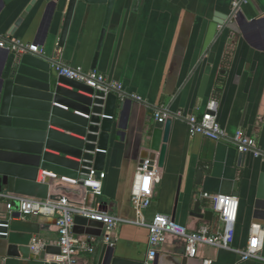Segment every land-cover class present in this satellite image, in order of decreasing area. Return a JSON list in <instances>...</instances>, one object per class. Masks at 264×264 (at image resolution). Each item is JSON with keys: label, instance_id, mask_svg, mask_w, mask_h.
I'll return each mask as SVG.
<instances>
[{"label": "crops", "instance_id": "0c3cea01", "mask_svg": "<svg viewBox=\"0 0 264 264\" xmlns=\"http://www.w3.org/2000/svg\"><path fill=\"white\" fill-rule=\"evenodd\" d=\"M29 2L19 0L1 11V40L40 42L41 13H29L14 36L9 34ZM235 2L240 3L236 12H241L249 23L245 28L248 39L218 23L234 13ZM91 8L85 11L82 6L75 11L63 47L55 46L56 39L53 44L45 42L44 51L53 49V60L58 64L79 67L84 72L97 71L108 82L121 85L120 94L114 92V129L123 130V136H112L109 141L100 197L90 198L82 187L65 182L63 177H51L48 199L66 198L74 208H90L118 219L110 233L117 252L127 258L147 260L148 231L135 223L130 194L141 150L149 144L151 124L158 112L171 118L172 124L165 163L159 169V182L143 219L149 222L155 214L173 216L189 231L204 227L216 233L221 223L212 202L203 195L234 196L239 206L231 248L199 244L196 258L190 260L194 264L204 260L211 264H264V243L259 259L240 262L238 254L246 246L252 224L264 229V220H256L253 215L264 157L256 158L253 153L243 157L229 140L190 136L186 122L189 116L200 118L207 103L215 100L217 122L228 137L241 130L255 140L257 149H264V0H115L106 28L105 6ZM53 75L56 76L54 72ZM59 87L71 91L65 85ZM121 102L128 103L122 110ZM117 124L124 129H118ZM46 153L57 155L48 150ZM200 169L204 175L196 183V171ZM40 173L37 183L42 181ZM196 202L202 215L212 212V216H191ZM9 203L13 216L7 238L0 239V264H53V255H45L41 261L29 247L34 238L57 247L54 217L22 218L15 195L4 192L0 194V220L8 218ZM93 240V253H78L74 264H89L98 256L104 237ZM10 245L17 248L18 256L8 255ZM162 253L185 256L184 242L169 235L157 248V254Z\"/></svg>", "mask_w": 264, "mask_h": 264}, {"label": "water", "instance_id": "95a60500", "mask_svg": "<svg viewBox=\"0 0 264 264\" xmlns=\"http://www.w3.org/2000/svg\"><path fill=\"white\" fill-rule=\"evenodd\" d=\"M17 1L19 0H0V13ZM114 1L30 0L14 21L9 32L11 36H14L29 13L42 14L38 32L40 42L34 43L38 46L36 53L0 48V194L6 192L46 200L49 197L51 175L76 179L81 166L90 167L80 164L81 160L92 161L93 168L102 171L106 158V153L102 151L106 152L112 136L122 138L123 130L114 129L117 92L104 95L84 83L57 75L54 72V67L58 64L53 60L54 50L44 51L45 42L53 44L56 39L58 42L55 46L63 47L73 15L82 6H85V11H91L92 6L104 5L103 26L106 28ZM236 11L218 23L232 33L247 38L245 28L249 23L241 12ZM59 84L70 87L71 91L59 87ZM127 105L128 103L121 102L119 108L122 110ZM171 124V118L151 124L149 144L141 150L139 164L149 159L151 165L156 163L157 168H163ZM50 127L63 133L53 131ZM117 128L124 129L120 124H117ZM70 134L82 139L73 138ZM46 150L57 155L46 153ZM95 150L98 152L92 155ZM241 156L245 157L246 153H241ZM66 157L77 162L67 160ZM39 172L46 175L37 183ZM203 175V170L196 171V183ZM88 197L94 196L89 193ZM190 215L209 218L212 212L202 215L200 204L196 202ZM253 215L256 220H264V164ZM171 220L174 221L173 216ZM103 227L101 222L76 215L72 231L77 236L101 239ZM101 246L98 256L89 264H194L185 256L164 253L156 254L152 260L132 259L119 254L115 245L103 241ZM48 254L58 255L59 248L46 246L44 251L35 256L42 261ZM8 255L18 256L17 248L10 245Z\"/></svg>", "mask_w": 264, "mask_h": 264}, {"label": "built area", "instance_id": "2783aa9c", "mask_svg": "<svg viewBox=\"0 0 264 264\" xmlns=\"http://www.w3.org/2000/svg\"><path fill=\"white\" fill-rule=\"evenodd\" d=\"M248 0H242L247 2ZM240 3L235 2L233 9L237 10ZM6 47L8 50H27L33 53L37 52L38 46L34 44H24L19 40L12 38L1 40L0 48ZM54 72L70 80L84 83L94 90L101 91L104 95L112 92L120 94L122 87L115 82H108L106 77L97 71L84 72L81 68H70L63 64H57ZM135 100L140 101L138 96H133ZM217 103L211 100L207 103L205 111L200 118L189 116L186 118L188 132L190 136L200 135L211 141H231L238 153H253L254 157H264V149H257L255 140L248 137L243 131H237L233 137H228L226 132L220 127L216 119ZM103 118L102 115H100ZM88 118V117H87ZM112 119L111 117H108ZM155 120L164 122L165 115L155 113ZM98 150L91 154L94 155ZM106 153L105 151H102ZM80 164L90 165V167L81 166L76 179H65L72 185L82 187L87 193L94 197L102 195V183L106 177L103 171H97L93 168L92 161L81 160ZM85 170L86 172H81ZM46 174L41 172L42 180ZM55 177L54 175H51ZM159 168L156 163L150 164L149 159L143 160L138 164L134 174L130 203L136 215L135 223L146 227L148 231V253L147 260H152L157 254V248L161 246L167 236L172 235L184 242V255L188 259H195L197 256V246L204 244L219 249H230L234 239V225L238 215V199L234 196L208 195L203 197L212 202L214 212L218 215L221 223V229L216 233H211L208 229L201 227L197 231H189L186 227L172 221L170 217L155 214L149 222L143 219V213L146 211L154 195V186L159 182ZM17 201V212L20 217L29 216H50L54 217V224L58 233L57 247L59 254L53 255L51 263L53 264H74V257L78 253L91 254L94 251L95 240H84L73 233L74 217L76 215L101 222L104 227V242L114 245L110 241V233L118 223V219L107 215L106 213L90 208H74L66 198L36 199L23 196H15ZM8 218L0 220V238H7L9 230V219L12 218V204H7ZM264 243V229L260 224H252L249 230V238L246 246L238 251L240 262H246L253 259H259ZM46 245L37 238H34L30 244V251L33 255H39L44 251ZM212 261L204 260L202 264H211Z\"/></svg>", "mask_w": 264, "mask_h": 264}]
</instances>
